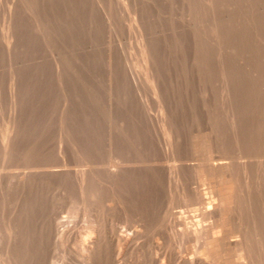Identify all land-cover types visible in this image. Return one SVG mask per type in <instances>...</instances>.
I'll return each instance as SVG.
<instances>
[{"label":"rangeland","instance_id":"obj_1","mask_svg":"<svg viewBox=\"0 0 264 264\" xmlns=\"http://www.w3.org/2000/svg\"><path fill=\"white\" fill-rule=\"evenodd\" d=\"M108 1L110 0H0V264H24V220L26 215H29L28 212L37 210H44L52 222L58 218L59 221L66 219L65 222L80 231L89 224V210H96L101 218L109 213L108 224L104 227L106 231L114 227L117 231L126 232L129 227L125 225L130 222V228L137 226L136 228L141 230L138 242L142 243L139 242L138 246L145 249V252L148 251L147 254L151 256H155L157 252L158 262L164 261L160 250L167 247L165 239L169 236L168 231L160 229L165 231L164 234H161L160 230L156 234L158 231L155 226H146L144 222H139L136 216L148 217L153 207L151 205L155 206L152 198L148 199L149 192L144 191L142 196L130 182L126 184L128 189L126 187L112 198L110 193L94 187L89 188L85 195H94L96 192L100 194V198L95 202L83 199L86 204H80V201L76 200L78 193L69 182L71 178L73 181L71 176L88 165V168L95 171L94 177L100 180L104 177V155L100 152L94 159H84L81 165L77 161L80 157L71 153V149L94 145L100 147L106 126L105 102L108 100L115 106L118 105L117 102L120 105L121 99L127 96L131 100L140 99L145 108L154 113L152 106L156 96L150 80H147L151 79V76L154 80L157 79V82L151 79L153 84L159 81L163 85L162 95L177 99L176 102L181 101L179 106H183L178 109L182 114L180 126L182 131L187 129V132L190 129V121L186 120L192 117L197 121L195 116L190 115L191 111L185 103L188 98L203 99L212 109L216 108L222 94L221 77L238 83L237 86L234 83L236 91L231 93L232 95L241 97L247 93L245 85L243 86L249 64L246 0ZM153 44L157 46L158 52H153L156 50L155 46L153 49ZM215 54H218V57ZM108 59H112L111 62ZM144 64L147 65L148 71L143 69ZM106 69L111 71L108 73ZM159 69H162L160 73ZM154 70H158V74ZM145 71L150 75L149 78ZM111 75L114 76L113 81ZM109 82L114 85L112 88L109 87ZM117 84L122 88L119 89ZM156 85L154 86L157 90ZM123 87L127 89L123 90ZM120 91H125L126 95ZM106 95L111 100L106 99ZM118 118L120 117L114 115L113 121L120 123ZM122 124L120 130H124L126 135L131 134V139H134L133 125ZM153 128L157 131V127ZM153 128L148 129L150 137H154ZM76 130L79 133L76 134ZM99 139L100 141L96 142ZM154 140L152 138L151 142L154 143ZM89 142L92 145H89ZM59 144L66 151V166H61L55 152ZM203 151L199 150L200 153L197 154L201 155V158H204ZM197 155L190 158L188 156L189 159L185 162L201 164L203 158H198ZM143 156L146 154L142 153L141 157ZM195 165L194 169H198ZM55 168H61L59 170L63 169L65 172L53 174L52 177L50 172L56 170ZM49 174L51 177H45ZM202 178L201 183L206 182ZM202 186L201 188L206 190V185ZM62 187L66 188V191ZM132 194L139 199L143 197L144 200L137 202L139 199L134 198ZM120 198L125 202L124 205ZM134 199L136 201L133 203ZM122 206L126 214L121 213ZM179 208L176 206L173 209L177 211ZM184 208L188 210L193 207ZM142 213L144 214L141 215ZM141 223L145 227L142 228ZM162 235L166 236L165 239ZM159 242L163 244L160 245ZM46 243L50 245H46L49 264H80L77 260L80 257L73 252L72 243L67 248L72 250L70 251L73 255L75 253V258L70 255L72 253H66L67 248L63 249L61 242L47 238ZM154 243L160 245V250L155 248ZM193 245L191 249H195V244ZM127 252L121 256L125 264H138V259L141 258L139 249Z\"/></svg>","mask_w":264,"mask_h":264},{"label":"bare ground","instance_id":"obj_2","mask_svg":"<svg viewBox=\"0 0 264 264\" xmlns=\"http://www.w3.org/2000/svg\"><path fill=\"white\" fill-rule=\"evenodd\" d=\"M246 3V16L248 20L247 45L249 53V58L247 59H249V64L246 69L247 78L245 79V84H243L247 92L245 96L232 95L231 93H235L238 83L236 84L234 82L236 84L235 86L230 80L221 77L222 94H220V103L218 102L220 105L216 104V108L212 109L211 105L205 104V100L199 98L194 100L188 98L185 102L189 108L188 110L191 111L190 115L192 114L193 117L195 116L197 118V121L192 117L186 120L188 122L190 121L188 123V128L190 124V129L187 132L186 126L185 132L182 131L181 127L182 114L178 110L179 107L183 106L182 104L179 106L181 101L179 103L176 102L177 99L174 100L162 95L161 88L163 85L159 81L156 83L157 79H155L156 82L153 84L154 82L152 81L155 80L151 76V79H153L151 81L149 78L150 75L146 73L148 67L144 64L143 69H146L145 73L149 78L147 80H150L156 96L152 106L153 110H155L154 113L146 109L140 99L131 100L127 96L121 99L120 105L117 102L118 105L115 106L108 100L107 103L105 102L106 126L103 142L101 141L100 147L94 145L87 146V148L78 147L74 148V150L71 149V153L74 155L77 154L80 157L77 161L81 165H83L82 162H84V159H94L96 155L101 153L104 155L102 156L104 157V167L102 168V176L104 177H101L100 180L97 177L98 175L96 176L97 178L94 177L95 171L88 168V165L87 168L82 167L78 171H75V174L71 176L73 177V181L70 177V185L72 186L73 184L75 187L71 188L76 189L75 191L78 193L76 194V196L78 195V199L76 200H79L80 204L82 202L83 205L86 204L83 199H90L95 202L97 198H100V194L96 192L93 193L94 195H85L89 188L94 187L97 190H105V192L110 193L112 198H114L116 193L124 191L126 187L128 189L127 183L130 182H132L135 189L142 193V196L143 193L145 194L144 191L147 190L149 192L150 197L148 196V199L152 198V203L155 206L151 205L153 207L149 211L148 217L147 215L145 218H141L140 215L136 216L139 222H144L146 226H155V229L158 231L155 230L157 232L156 234L160 231L161 234L162 232L164 234L165 231L162 230L168 231V237L165 235L163 237L162 235V238H167L165 239V244H167V247L165 246L166 249L163 247V250H160V245L163 244L162 242H159L160 245L158 243L155 245L154 243L155 248L160 250V255L165 260L159 263L157 252H155V256H151V254H147L149 253L148 251L145 252V249H141V246H138L141 230L136 228L137 226L130 228V222H128L129 226L128 224L125 225L129 227L126 232H121L120 230L119 232L114 227L106 231L104 227L108 224L109 213L101 218L96 210H89L90 216L87 220L89 224L80 231L72 224L65 222L66 219L59 221L58 218L57 221L52 222L51 219L47 218V213L45 214L44 210H37L28 212L29 215H26L24 220V264H49V254L46 252L47 238H52L53 241L58 243L61 242L64 246L63 249L73 244L75 246L72 248L73 252L75 251L76 256L79 255L80 259L77 257V260H79L80 264H125L121 256L133 249H139L141 252V258L138 259V264H264V0H246ZM152 46L154 49L155 45L153 44ZM155 51L157 49L153 50V52ZM151 53L149 52V54ZM155 56L157 55L155 54ZM224 57L226 56L224 55ZM152 60L155 61L154 59ZM162 69H159V73ZM109 70L106 69L108 73ZM156 73L158 74V70ZM244 75L246 74L244 73ZM111 76L110 78L113 81L114 76ZM119 85L117 84L116 86L119 87ZM154 85L157 86V90ZM166 85L169 86L168 83ZM113 86L111 84L109 87L112 88ZM133 87L135 88L134 85ZM121 88L119 87V89ZM124 89L127 88L123 87ZM120 92L124 94V92ZM176 92L178 94L180 93L178 90ZM105 93L109 94L106 91ZM189 93L193 95L194 92ZM107 95L105 96L106 99L111 100V98H107ZM109 97H111V94ZM114 115L120 117L118 118L121 121L120 123L113 121ZM198 117H200V120H198ZM191 122L195 123L191 124ZM122 123H125L127 126L129 123L133 125L134 134L132 136L134 137L132 138L134 139H131V134H127L130 136L128 137L123 132L124 130H120V127L121 129L123 127ZM151 127H157V131L153 128L155 130L154 137H150V133H148V129H152ZM77 132L76 130V134ZM129 132L131 133V131ZM85 135L87 136V134ZM2 138L4 139V137ZM152 138L155 139L153 141L154 143L151 142ZM81 139L83 140V138ZM95 139L97 138L95 137ZM98 141L100 139L96 142ZM89 145H92L91 142H89ZM55 150L61 166H66L65 148L59 144ZM199 150L205 151H203V159L200 157L201 155L198 156L200 153ZM142 153L144 155L146 154L148 158H145L146 156L141 157ZM195 155L202 159L201 164L195 165L193 164L194 162H185L191 156ZM194 165L198 169H194ZM55 169L50 172L52 177L53 174L59 175L65 172L63 169L59 170L61 168ZM51 174L45 175V177ZM202 177L206 182L201 183L200 178ZM202 184L206 185L204 186L206 190L201 188ZM68 187L70 188V186ZM64 190L66 191V188ZM147 195H145V198ZM133 197L138 198L135 194ZM120 199L124 205L125 202L122 198ZM142 199L144 200L143 197ZM142 199H139L137 202ZM134 201L136 199L132 202L134 203ZM176 206L180 208L174 211L173 208ZM187 206H192L193 208L185 210L184 207ZM83 207L85 208V206ZM118 209L120 211V208ZM122 209L121 213H124V206H122ZM85 214L87 215L86 212ZM135 224L137 225V223ZM145 225L143 226L142 224L140 226L143 228ZM193 244H195V249H191ZM47 246L50 245L48 244ZM68 249H65L68 251L66 253H72V250L70 249V251ZM70 255L73 258V253Z\"/></svg>","mask_w":264,"mask_h":264}]
</instances>
